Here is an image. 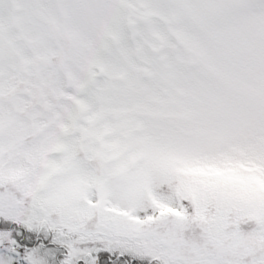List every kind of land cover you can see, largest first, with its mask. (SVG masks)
Here are the masks:
<instances>
[{"label":"snow or ice","instance_id":"obj_1","mask_svg":"<svg viewBox=\"0 0 264 264\" xmlns=\"http://www.w3.org/2000/svg\"><path fill=\"white\" fill-rule=\"evenodd\" d=\"M0 264H264V0H0Z\"/></svg>","mask_w":264,"mask_h":264}]
</instances>
